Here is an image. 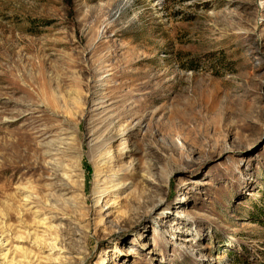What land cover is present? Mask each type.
<instances>
[{
  "label": "rangeland",
  "instance_id": "rangeland-1",
  "mask_svg": "<svg viewBox=\"0 0 264 264\" xmlns=\"http://www.w3.org/2000/svg\"><path fill=\"white\" fill-rule=\"evenodd\" d=\"M0 264H264V0H0Z\"/></svg>",
  "mask_w": 264,
  "mask_h": 264
}]
</instances>
